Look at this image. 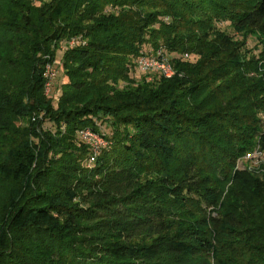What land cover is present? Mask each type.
Returning a JSON list of instances; mask_svg holds the SVG:
<instances>
[{
    "label": "trees",
    "instance_id": "16d2710c",
    "mask_svg": "<svg viewBox=\"0 0 264 264\" xmlns=\"http://www.w3.org/2000/svg\"><path fill=\"white\" fill-rule=\"evenodd\" d=\"M261 38L264 0H0V264H264Z\"/></svg>",
    "mask_w": 264,
    "mask_h": 264
},
{
    "label": "rangeland",
    "instance_id": "374dc122",
    "mask_svg": "<svg viewBox=\"0 0 264 264\" xmlns=\"http://www.w3.org/2000/svg\"><path fill=\"white\" fill-rule=\"evenodd\" d=\"M222 2L224 3H232V2H236V3H245V4H248V5H251V4H254L257 0H221ZM226 25H223L222 28H225ZM229 33H233L231 30H229ZM261 43L264 44V38H261ZM71 46V45H70ZM65 48H67V45H64ZM247 47L252 51V53H250V56H255V59H258L259 60V56H260V49H262L263 47H258L257 45V41L253 38L249 39L248 41V44H247ZM147 49V48H146ZM152 51V50H151ZM62 57H63V51L60 50L58 51L57 53V57H56V61L55 63H52V70L54 71V78H53V81H52V87H51V90L52 92L50 94H48L47 90L44 91V96L47 97V98H52L53 95H55L58 90L61 91L62 90V85L65 83V76H64V72H63V69L61 67V60H62ZM170 59L173 57L171 54H169ZM186 58H187V55H186ZM259 72L260 73H264V61H261L259 66ZM138 76H136V78H139L141 76L139 75H142L140 74L139 72L137 73ZM153 76H147V80L148 81H152L153 80ZM41 115H36L34 114L32 116V122L36 123L38 118H40ZM260 118L261 119H264V110L263 112L260 113ZM26 120V119H25ZM25 120H22L20 122V124L22 126H27L28 122L25 121ZM264 124V123H263ZM103 129H105L106 131V127L104 124H101ZM43 131L45 132L46 129L43 128ZM83 142H85L86 144H88V146L90 148L93 149L94 153H98L96 151V149H98L100 146H103V145H106V140L102 139L101 137H92L91 140H84L82 139ZM246 156L244 157H241L238 161H237V165H236V169L235 170H241V171H251L249 169V165L245 159Z\"/></svg>",
    "mask_w": 264,
    "mask_h": 264
},
{
    "label": "built area",
    "instance_id": "2783aa9c",
    "mask_svg": "<svg viewBox=\"0 0 264 264\" xmlns=\"http://www.w3.org/2000/svg\"><path fill=\"white\" fill-rule=\"evenodd\" d=\"M75 43V41H72L70 45L74 46ZM137 69L142 73H159L165 78H172L175 75V70L169 57L164 55L162 51H159L155 56L150 57L141 55L137 60ZM53 72L52 65L48 64L46 66V73L44 75L46 80L45 90H47L48 94L52 92V81L55 77ZM79 135L84 140H91L92 137H99L91 133L89 130L81 131ZM99 148L96 149L97 152ZM245 159L247 162L251 163L249 167L251 171L259 170L261 169L262 164H264V153L259 148H257L254 152L247 154Z\"/></svg>",
    "mask_w": 264,
    "mask_h": 264
}]
</instances>
